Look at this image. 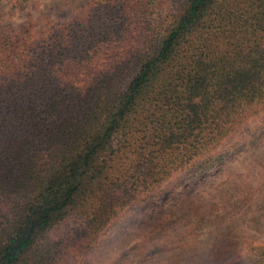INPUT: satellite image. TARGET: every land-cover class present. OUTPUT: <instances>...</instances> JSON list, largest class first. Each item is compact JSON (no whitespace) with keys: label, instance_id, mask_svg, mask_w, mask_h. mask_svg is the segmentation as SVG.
<instances>
[{"label":"trees","instance_id":"obj_1","mask_svg":"<svg viewBox=\"0 0 264 264\" xmlns=\"http://www.w3.org/2000/svg\"><path fill=\"white\" fill-rule=\"evenodd\" d=\"M2 14L0 264H80L170 179L254 142L264 0H94L40 34ZM229 264H264V243Z\"/></svg>","mask_w":264,"mask_h":264},{"label":"rangeland","instance_id":"obj_2","mask_svg":"<svg viewBox=\"0 0 264 264\" xmlns=\"http://www.w3.org/2000/svg\"><path fill=\"white\" fill-rule=\"evenodd\" d=\"M94 0H0L3 22L29 16L36 34L82 14ZM254 142L206 177L170 179L162 193L124 212L80 264H229L264 243V112L251 122Z\"/></svg>","mask_w":264,"mask_h":264}]
</instances>
